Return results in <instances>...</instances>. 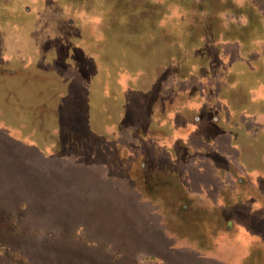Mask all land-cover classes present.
<instances>
[{"label": "rangeland", "instance_id": "rangeland-1", "mask_svg": "<svg viewBox=\"0 0 264 264\" xmlns=\"http://www.w3.org/2000/svg\"><path fill=\"white\" fill-rule=\"evenodd\" d=\"M119 3L0 0V114L11 113L15 94L9 87L25 79L17 72L39 68L63 70L67 105L82 103L88 92L97 100L95 108L105 111L104 102L112 101L123 113L126 98L115 96L113 103L107 97L102 66L109 39L117 64L128 57L115 43ZM177 3L169 2L168 10ZM257 3L264 15V0ZM231 12H222L226 24L246 22L244 15ZM175 18L168 19L173 23ZM246 32L248 49L221 42V60L242 64L184 80L168 73L170 87L158 98L159 105L166 104L164 113H156L152 137L138 147L133 130L147 122L146 99L157 108L156 93L136 92L131 87L136 72L121 75L114 65V87L122 84L136 107L123 121L141 122L120 129L122 136L114 141L123 144L118 153L87 145L83 158L55 156L52 145L44 150L0 121V211L22 212L27 231L11 239L0 236V264H264V23L258 29L248 24ZM155 38L160 39L151 38L154 47ZM138 43L132 51L137 52ZM69 56L90 65V82L67 61ZM9 68L19 71L5 73ZM30 80L44 85L41 79ZM36 90L21 96H36ZM71 116L69 125L80 127L81 117ZM106 128L117 133L111 122ZM143 154L149 157L145 169ZM172 165L180 170L176 183L168 181ZM140 171L157 181L151 197L141 190ZM30 199V209H21V201ZM144 218L151 221L148 228ZM62 227H75L84 244L70 242L61 235ZM49 228L55 235L48 234Z\"/></svg>", "mask_w": 264, "mask_h": 264}, {"label": "trees", "instance_id": "trees-1", "mask_svg": "<svg viewBox=\"0 0 264 264\" xmlns=\"http://www.w3.org/2000/svg\"><path fill=\"white\" fill-rule=\"evenodd\" d=\"M120 2L118 5L121 9L119 24L117 27L119 38L116 46L118 52L121 51L128 53V57L124 59V64H117L111 55H113L114 43L108 37V42L105 46L104 60L102 66L106 69V80L104 88L110 90L106 95L113 97V103L117 102L116 98L125 97L126 109L118 111L112 101H105V111L95 108L97 100L90 98L89 93L83 94L82 103L73 104V107L65 103V96L67 95L68 81H66L63 70H45L39 68L36 72L32 70H15L7 69L5 73L17 72L25 79L20 80V85L16 84L9 87V92L14 91V100L11 101L12 111L8 114L2 112L0 114V121L4 122L5 126L21 131V137L28 138L30 142L37 144L42 149L52 145L50 151L52 155L62 156L65 154L79 155L83 158V153L87 151L84 149L87 145L91 148L101 147L107 151L118 153V149L123 144H115L114 141L122 136L120 129L129 125H136L141 122L134 121L127 124L124 122L125 118L131 116L130 108H135L129 96L120 88L114 87L113 83V69H118V72L123 73L125 70L128 72H136V76L132 89L145 95H150L151 92L156 93L153 102H157V108L147 104L145 100V110L147 115V122L140 124L137 130H133L136 136V146L138 142L148 141L151 138L150 131L155 126L156 113H164L163 105H159L161 101L158 100L160 95L164 96V91L170 87L168 82V73H173L178 80H184L192 75H215V70L218 67L233 68L235 65L242 64L243 62L226 63L221 60L222 41H234L239 44V49H248L249 36L246 29L248 24H254V28L258 29L264 23L263 12L259 9L257 0H243L238 4L236 0H115ZM135 2L138 7H133L130 2ZM174 1L176 6L168 10L169 2ZM137 9V10H136ZM165 9V10H164ZM174 9H178L174 14ZM167 10V11H166ZM223 11H232L236 14L244 15L246 22L231 21L229 24L224 22L222 15ZM231 12V13H232ZM176 17V18H175ZM175 18L176 21L171 23V19ZM154 34V35H152ZM138 35V36H135ZM158 36L157 46H153V37ZM142 43L138 46L137 52L132 51L136 42ZM155 44V45H156ZM241 47V48H240ZM197 51L199 52L197 54ZM71 61L73 66L79 70V74L89 82L92 79L91 71L88 64L77 60L73 57L67 61ZM21 70V69H20ZM163 73V75L160 74ZM119 73V74H120ZM234 72L232 71V74ZM15 74V73H13ZM231 75V74H230ZM167 76V77H166ZM120 80L119 76H117ZM233 77V75L231 76ZM43 80V87L38 84H31V80ZM93 82V81H92ZM117 84V85H119ZM36 90V96H24L22 91L33 93ZM176 89V87H171ZM154 89V90H153ZM116 96V98H115ZM158 100V101H157ZM104 101V100H103ZM229 101V105H230ZM66 104V105H65ZM166 105V104H165ZM73 110V112H72ZM72 114H77L81 117L80 127L78 125H69V118L72 119ZM162 116V114H161ZM160 116V117H161ZM109 118V120H107ZM140 118V116H139ZM141 119V118H140ZM107 120V121H105ZM126 121V120H125ZM111 122L115 124L117 133H110L107 131L106 126ZM164 128V126H161ZM23 130H28L26 133ZM69 130V131H67ZM52 143V144H51ZM106 151V152H107ZM107 153V157H109ZM149 161V157L145 154L142 155L141 167L145 169V164ZM152 163L155 165L154 160ZM178 167L172 165V173L168 176L170 183H176L178 180ZM177 170V171H176ZM176 172V174L173 173ZM140 185L141 190L148 196H153L154 183L149 178V172L144 173L140 171ZM15 179L14 177H11ZM12 179V180H13ZM39 181L43 179L38 178ZM45 189H47L45 187ZM32 201H34L32 199ZM30 200H22L21 209H30ZM42 202H48L43 199ZM75 209H77L74 206ZM33 209V208H32ZM60 211L64 209H59ZM58 210V211H59ZM66 211V210H65ZM63 212V214L65 213ZM5 212V213H2ZM30 212V211H28ZM32 214V212H30ZM61 217H65L63 215ZM95 212L88 215H94ZM23 214L22 212H9L7 210L0 211V236L2 238L11 239L15 232L18 234H25L27 231L21 224ZM59 218V217H58ZM57 218V220H58ZM65 222V219L63 220ZM143 221V220H142ZM150 219L144 218V226L148 228ZM62 234L67 238H72L70 242L75 244L83 243L84 237L78 234V230L73 227H62ZM51 231V228H49ZM48 232L49 235H55L53 231ZM51 233V234H50ZM11 237V238H10ZM83 252V250H80ZM28 262V261H27ZM21 264H31L21 263Z\"/></svg>", "mask_w": 264, "mask_h": 264}]
</instances>
